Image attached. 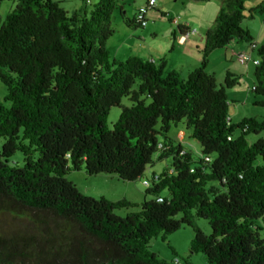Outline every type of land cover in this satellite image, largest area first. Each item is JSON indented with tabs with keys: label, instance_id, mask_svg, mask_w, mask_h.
I'll return each instance as SVG.
<instances>
[{
	"label": "trees",
	"instance_id": "trees-1",
	"mask_svg": "<svg viewBox=\"0 0 264 264\" xmlns=\"http://www.w3.org/2000/svg\"><path fill=\"white\" fill-rule=\"evenodd\" d=\"M4 1L17 5L0 18V82L7 93L0 101V202L34 223L52 220L61 231L27 239L33 252L26 239L0 237V264H179L160 259L148 243L182 227L193 229L190 253L203 254L207 264H264V140L246 139L264 130V118L231 124L225 91L239 77L227 74L218 85L206 72L213 51L253 41L241 26L250 0L221 1L201 64L186 77L164 72V63L110 58L112 14L123 11L118 0H97L89 13L71 15L53 0ZM122 19L141 28L135 18ZM256 53L253 92L264 108V44ZM123 98L131 106L121 107L109 129V112ZM179 123L204 158L194 162L169 139ZM16 153L21 166L12 162ZM167 158L169 168L144 180L149 167ZM81 170L144 180L146 195L169 197L136 204L86 196L67 179ZM130 209L137 211L116 214ZM196 219L208 222L209 235Z\"/></svg>",
	"mask_w": 264,
	"mask_h": 264
},
{
	"label": "rangeland",
	"instance_id": "rangeland-1",
	"mask_svg": "<svg viewBox=\"0 0 264 264\" xmlns=\"http://www.w3.org/2000/svg\"><path fill=\"white\" fill-rule=\"evenodd\" d=\"M58 2L61 7L71 9L73 7L82 6L88 13L93 8L97 0H53ZM148 0H118V5L122 6L123 11L116 9L112 14L111 25L114 29V35L108 40L106 47L110 51V58L113 59V53L115 49L120 45H124L127 52H130L132 57H139L148 55L150 52L163 53L169 51L171 48V41L173 36L177 34L175 24L170 20L171 15L173 18L179 17L180 21L184 23L193 24V31L196 32L197 23L202 24L204 27H209L214 24L215 17H217L218 3L214 2H200L196 0H163L167 8L175 9V11L183 12V16H177L178 14H167L163 15L159 10H152L147 16L157 17V20L148 19V25L155 31V36L139 37L137 34L145 31L144 28L132 29L125 25L122 17L125 19L132 20L135 12L139 7L146 4ZM156 3L159 0H155ZM218 2V0H215ZM17 5V1H4L0 5V18L4 21L9 13H11ZM158 5V4H157ZM204 6V7H201ZM243 11L244 18L242 19L241 26L245 30L250 32H258L261 30L264 24V11H261V7L264 8V0H250L246 1ZM167 13L169 10H166ZM170 13V12H169ZM209 25V26H206ZM248 30V32H249ZM264 32V29H263ZM250 34V33H249ZM256 39V38H255ZM107 49V51H108ZM129 55V54H128ZM254 56L257 58L256 50ZM140 58V57H139ZM142 59V58H141ZM253 68V67H252ZM254 80L253 72L249 83L252 84ZM239 85L232 88L226 89V96L229 101L228 105V116L230 118L234 111L240 109L242 115H250L257 117L258 120L264 118V108L254 105L253 102H244V98L248 95L246 93V81L243 78H239ZM244 90L243 94L234 93L237 90ZM6 89L0 82V101L6 96ZM254 93L250 94L253 98ZM259 98L258 96H256ZM131 102L128 98H123L120 107H113L109 112L107 119V127L112 129L113 125L118 120L121 114V107H130ZM231 113V114H230ZM235 123V122H233ZM238 132L236 131V134ZM191 132L186 129L183 123L172 125L168 133V137L174 144H180L183 148L190 151L194 162L204 158L200 149L199 143L191 138ZM264 139V130L255 135H247V143L252 144L257 140ZM160 142H164L162 137H158ZM2 142L0 141V144ZM214 159V156L211 157ZM12 162L17 163L19 166L23 164V157L21 153H16L12 157ZM171 166V159L167 158L161 161L155 162L146 171V177L144 180H150L153 173L156 175L161 174L165 169ZM67 179L72 182L76 188L86 196L100 198L105 197L111 201L112 199H120L125 194L128 195L127 199H132L133 203L140 204L143 201L156 200L157 197L154 195H146V186L144 180L139 182H122L114 176L108 175H96L88 176L85 171L70 172ZM130 195V196H129ZM161 198L166 199L169 197L167 191H163L160 195ZM131 202V201H130ZM12 207L3 202H0V237L13 238L18 240L26 239V245L28 249L35 251L37 248L34 243H29L27 239L32 238L37 241L44 235V233H58L61 231V227L58 226L54 221L47 220L46 224L40 225L29 220L27 217L19 212L12 211ZM137 211V209L130 210H119L116 214L120 217H125L127 213ZM196 225L203 231L204 234L209 235L211 233L210 226L206 220L196 219ZM257 226H263L261 222L256 223ZM261 236L264 235L260 232ZM194 237L193 229L190 227H182L180 230L165 236L163 239L162 235H158L150 239L148 245L149 250L155 253L160 259L169 262H178L179 264H207L206 258L203 254H191L190 244ZM23 245V243H22Z\"/></svg>",
	"mask_w": 264,
	"mask_h": 264
},
{
	"label": "crops",
	"instance_id": "crops-1",
	"mask_svg": "<svg viewBox=\"0 0 264 264\" xmlns=\"http://www.w3.org/2000/svg\"><path fill=\"white\" fill-rule=\"evenodd\" d=\"M221 1L222 0H218V2H215V0H210L209 2L216 3V7H217V3H218V6H219L218 10H220L221 4H222ZM87 2H88L87 4H89L88 0H87ZM157 4L158 5L156 6V8L154 10H159L161 12L162 16L167 15V14H178L177 16H183L182 11L177 12V11H175V9L167 8L166 4L163 0H159L157 2ZM201 7H204V6H201ZM62 8L65 9L68 12V14H70V15L83 10L82 6L73 7L71 9H66L64 7H62ZM152 10L149 12H152ZM166 10H169L168 13ZM136 12H135V14H136ZM120 13H121V11H120ZM148 13L145 15V20L147 21V25L144 28L145 31L137 34L139 37L145 38L148 35L149 36H153V35L155 36V31L152 28H150L148 25V19L151 18L152 20L155 21V20H157V17H155V15L154 16H147ZM169 16H170L169 17L170 20L173 23L175 20L179 21V25L178 26L175 25L176 29H177V34H175V36H173V39H172L171 45H170L171 46L170 50L164 51L163 53L150 52L148 55H145V57H143V56H139V57L142 58L143 60L151 61V62L155 63L156 65H158L160 63H164V72L176 71L180 74L181 77H186L200 66L201 61H202V50H203V47L205 44V33L214 24L212 26L206 25L209 27H204L202 24L197 23L196 32L190 33L189 35H187V37L184 40H180V38L184 34H187L188 31L194 30L192 27L193 24L190 20H189L190 23H184V22L180 21L179 17L173 18L171 15H169ZM134 18H135V15H134ZM215 19H216V17H215ZM263 29H264V24H263L261 30L258 32H255V31L250 32V30L248 29L250 36L253 39V41L249 44L240 43V42L234 40L229 45H227L225 48L213 51L209 56V61H208V64L206 66V72L208 74L214 76L218 85L223 84L227 74H231V75H234L236 77L245 79V81H246V87L245 88H246V93L248 94L244 98V102L246 104L248 102H253V104L256 105L257 102L261 101V99L257 98L256 96H254L253 98L250 97V94L254 93L253 92L254 80H253L252 84L249 83V80L251 78V73L252 72L254 73L255 65L252 62L247 64V65L240 64L238 62V59H237V54L240 53L241 51L248 50L251 44H255L256 49H257V47L263 45L264 44ZM123 47H124V45L120 44L115 49V51L113 53V59L114 60L126 61L132 57V55H130L131 53L127 52L126 48H124V50H123ZM106 49H108V48L106 47ZM108 53L110 55L109 49H108ZM252 58L254 60L257 59L254 56V52L252 53ZM239 84H240V82H239ZM234 93L241 95L244 93V90L240 89V90L235 91ZM244 118H256L257 119V117H254V116L242 115V113L240 112V109H237L236 111H234L233 115H231L229 119H230L231 124H238ZM233 122H235V123H233ZM261 139H263V138H261ZM127 198H130V197H128V195L125 194L120 199H112V200L119 201L121 199H126L128 201L133 202L132 199H127Z\"/></svg>",
	"mask_w": 264,
	"mask_h": 264
},
{
	"label": "built area",
	"instance_id": "built-area-1",
	"mask_svg": "<svg viewBox=\"0 0 264 264\" xmlns=\"http://www.w3.org/2000/svg\"><path fill=\"white\" fill-rule=\"evenodd\" d=\"M157 6V3L155 0H148L146 2L145 5L139 7V9L137 10L136 14H135V20L138 22L139 26L141 28L146 27L147 25V21L145 20V15L151 11L152 9H155ZM175 25H179V21L175 20L174 21ZM190 33H195V31H188L187 34H184L180 40H184L187 35H189ZM256 49V45L255 44H251L248 50L245 51H241L240 53L237 54V59L238 62L242 65H247L249 63H253L255 66L258 65L259 60L258 59H253L252 58V53L255 51ZM144 185L147 187L148 186V182L144 181ZM158 202H162V198H158L157 199Z\"/></svg>",
	"mask_w": 264,
	"mask_h": 264
}]
</instances>
